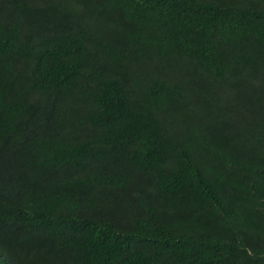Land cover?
<instances>
[{
    "label": "trees",
    "instance_id": "16d2710c",
    "mask_svg": "<svg viewBox=\"0 0 264 264\" xmlns=\"http://www.w3.org/2000/svg\"><path fill=\"white\" fill-rule=\"evenodd\" d=\"M0 264H264V0H0Z\"/></svg>",
    "mask_w": 264,
    "mask_h": 264
}]
</instances>
